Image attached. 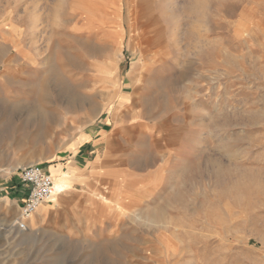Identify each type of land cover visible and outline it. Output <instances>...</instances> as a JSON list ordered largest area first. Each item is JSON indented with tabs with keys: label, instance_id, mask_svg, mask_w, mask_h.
<instances>
[{
	"label": "rangeland",
	"instance_id": "374dc122",
	"mask_svg": "<svg viewBox=\"0 0 264 264\" xmlns=\"http://www.w3.org/2000/svg\"><path fill=\"white\" fill-rule=\"evenodd\" d=\"M0 264H264V0H0Z\"/></svg>",
	"mask_w": 264,
	"mask_h": 264
},
{
	"label": "built area",
	"instance_id": "2783aa9c",
	"mask_svg": "<svg viewBox=\"0 0 264 264\" xmlns=\"http://www.w3.org/2000/svg\"><path fill=\"white\" fill-rule=\"evenodd\" d=\"M17 179L27 190L22 199L19 218L16 221L19 228L25 229L26 222L37 208L41 204L51 201L54 178L42 166L31 164L19 170Z\"/></svg>",
	"mask_w": 264,
	"mask_h": 264
},
{
	"label": "crops",
	"instance_id": "0c3cea01",
	"mask_svg": "<svg viewBox=\"0 0 264 264\" xmlns=\"http://www.w3.org/2000/svg\"><path fill=\"white\" fill-rule=\"evenodd\" d=\"M103 132H104L103 127H100V126H97V127L92 128V129H88V130L84 131L79 138L80 143H79L78 147L76 148L74 155H72V157H70V160L67 161L66 163L61 162L58 164H53V166H54L53 169L50 168L51 165L48 166L49 168H47V167L43 166L44 163H36V164L42 166L44 168V170L47 173H49L53 178L55 176H57L58 170L62 171V170H66L68 167H71L73 169V172H74L73 174H75L76 175L75 177L78 178V176H79V174L77 172L78 168L80 166H82L83 163H88V162L94 161L91 159L88 161V157H91V156H93L94 153H96V150H97L96 146L98 143L97 135H99ZM33 164H35V163H33ZM28 165H31V164H28ZM22 199H23V197L20 198L16 203V205L19 209H20L21 204H22ZM45 204H48V202Z\"/></svg>",
	"mask_w": 264,
	"mask_h": 264
},
{
	"label": "bare ground",
	"instance_id": "6f19581e",
	"mask_svg": "<svg viewBox=\"0 0 264 264\" xmlns=\"http://www.w3.org/2000/svg\"><path fill=\"white\" fill-rule=\"evenodd\" d=\"M171 9V8H170ZM148 13V12H147ZM121 101V100H120ZM129 102V100L127 101ZM113 121H117L118 118L115 117L112 119ZM119 137V136H118ZM120 139V138H119ZM42 158V157H41ZM35 159V160H31V161H28L27 163H23V164H33V163H40V162H43L42 159ZM223 168V167H222ZM9 169V168H8ZM11 169V168H10ZM15 169H12V170H7L5 173H9L11 171H13ZM220 172V171H219ZM222 172V171H221ZM57 176L54 177V187H53V196L51 198L52 202H54L56 205H58L57 203V198L59 197V195L61 194V192L65 191L66 189L69 188L70 184H71V180L73 176H70V171L67 170V171H58L57 172ZM257 175V174H256ZM1 202L3 204V207L8 208L9 206H13L14 208V214L12 216V219L16 220L19 218V214L18 212L19 211V208L17 206H15V203H13L12 201H9L8 199H1ZM44 204V203H43ZM42 205V204H41ZM40 205V206H41ZM39 206V207H40ZM37 208L36 212L33 214V216L36 218L38 216H41L43 217V212L44 211H47L48 210V204H45L44 206L40 207V208ZM18 215V216H17ZM35 218H30L27 222H26V227L28 229H31L30 227V224L33 223L34 219ZM34 229H31V231H33Z\"/></svg>",
	"mask_w": 264,
	"mask_h": 264
}]
</instances>
